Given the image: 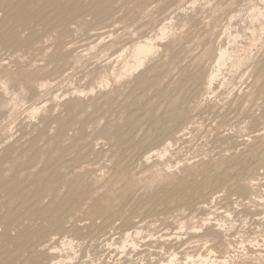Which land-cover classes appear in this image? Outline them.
<instances>
[{
  "label": "rangeland",
  "instance_id": "374dc122",
  "mask_svg": "<svg viewBox=\"0 0 264 264\" xmlns=\"http://www.w3.org/2000/svg\"><path fill=\"white\" fill-rule=\"evenodd\" d=\"M259 3L0 0L1 264H264Z\"/></svg>",
  "mask_w": 264,
  "mask_h": 264
},
{
  "label": "bare ground",
  "instance_id": "6f19581e",
  "mask_svg": "<svg viewBox=\"0 0 264 264\" xmlns=\"http://www.w3.org/2000/svg\"><path fill=\"white\" fill-rule=\"evenodd\" d=\"M41 1V0H40ZM49 1V0H48ZM211 1V0H210ZM259 1H261V4H262V6L261 7H256V6H254V8H253V10H252V16L254 17V18H257V20H260L259 21V23L261 22V29L262 28H264V0H259ZM37 2H39V1H37ZM192 3V2H191ZM212 3V2H211ZM233 4V3H232ZM254 4H257V3H254ZM260 4V3H259ZM260 4V5H261ZM258 5V4H257ZM227 6V5H226ZM251 7V6H250ZM241 8V7H240ZM248 8V7H247ZM246 9V8H245ZM250 9V8H249ZM138 10V9H137ZM227 11V10H226ZM236 11V10H235ZM235 13V12H234ZM215 14V13H214ZM232 14V13H231ZM235 15V14H234ZM229 16V15H228ZM173 19V18H172ZM243 19V18H242ZM179 20V19H178ZM206 20V19H205ZM254 20V19H253ZM241 21V20H240ZM249 21V20H248ZM255 21H256V19H255ZM173 22V21H172ZM117 23V22H116ZM184 23V22H183ZM208 23V22H207ZM234 25V24H233ZM166 26V25H165ZM168 27H169V25H167ZM171 26V25H170ZM253 26V25H252ZM259 26V25H258ZM109 27V26H108ZM182 27V26H181ZM184 27V26H183ZM255 27V26H254ZM163 29H162V31L161 32H159L158 34H160V35H157V36H163V37H165L164 35H167L168 34V32H170V31H167L166 30V28H164V27H162ZM172 28V27H171ZM192 28V27H191ZM206 28V27H205ZM208 28V27H207ZM232 28V27H231ZM256 28V27H255ZM258 28V31H259V29H260V26L259 27H257ZM168 29V28H167ZM232 29H234V28H232ZM247 29V28H246ZM254 29V28H253ZM174 30V29H173ZM255 30V29H254ZM201 31V30H200ZM257 31V32H258ZM101 32V31H100ZM172 32V31H171ZM256 32V31H255ZM110 33V32H109ZM182 33V32H181ZM232 33V32H231ZM257 34V33H256ZM103 35V34H102ZM109 35V34H108ZM171 35V34H170ZM174 35H175V33H174ZM95 36V35H94ZM199 36V35H198ZM262 36V35H261ZM162 37V38H163ZM168 37H169V35H168ZM175 37V36H174ZM196 37V36H195ZM254 37V36H253ZM150 38V37H149ZM255 38H257L256 36L254 37V39ZM166 39V38H165ZM257 39H259V38H257ZM257 39H255V40H257ZM148 40H150V39H148ZM148 40H146V42H143V43H139L138 42V44L133 48V49H131V53H132V51H133V55H132V57H133V60L132 61H126V62H124V63H121L123 60H125L126 58L124 57V58H122V61H120V63L121 64H124V67L123 68H121L123 65H121V67H120V69H118V70H120L121 71V69H122V71L125 73V74H131L132 72H133V70H135L136 68L138 69V67L140 68V67H142V63L144 62V61H146L147 60V58L148 57H150V56H152V54L153 53H156V52H153L154 51V48H155V45L151 42V40L150 41H148ZM172 40V39H171ZM161 41V40H160ZM235 41V40H234ZM252 41V40H251ZM155 42V41H154ZM231 42V41H230ZM236 42V41H235ZM239 42V41H238ZM255 42V41H254ZM31 43H32V41H31ZM232 43V42H231ZM216 44V43H215ZM234 44V47H236L235 46V43H233ZM253 44V43H252ZM157 45V44H156ZM232 45V44H231ZM96 46V45H95ZM177 46V45H176ZM230 46V45H229ZM175 47V46H174ZM158 48H159V46H158ZM231 48H233L232 46H231ZM230 48V49H231ZM124 49V48H123ZM202 49V48H201ZM229 49V47L227 48L226 46H224V48H221L220 47V49H219V52H218V54H217V56H216V59L218 60V64L216 65L217 66V69H215L214 71H212V72H208L209 74H207V76L205 77V81H206V85L208 84V86H210V84L212 83V81H213V79L218 75V72H219V69H220V67L222 66V65H224L226 62H227V60L228 59H232L231 61L237 66L238 64L240 65L242 62H243V58L242 59H240V56H238V57H236V55H234V53L232 52V50H230ZM236 49V48H235ZM156 51H157V49H155ZM233 50H234V48H233ZM170 51V50H169ZM237 51V50H236ZM238 52V51H237ZM165 53H166V51H165ZM236 53V52H235ZM247 53H249V52H247ZM167 54V53H166ZM257 54V53H256ZM238 55V54H237ZM122 56V55H121ZM121 56H120V58H121ZM123 56H125V55H123ZM131 56V55H130ZM129 56V57H130ZM164 56V55H163ZM260 56V55H259ZM244 57V56H243ZM72 58V57H71ZM246 58H247V56H246ZM127 59H129V58H127ZM151 60V59H150ZM167 60V59H166ZM147 62V61H146ZM232 62H231V64H232ZM253 62H254V59H253ZM155 63V62H154ZM230 64V65H231ZM243 64H246V63H243ZM141 65V66H140ZM203 65V64H202ZM228 65V64H227ZM247 65V64H246ZM168 66V65H167ZM245 66V65H244ZM243 66V67H244ZM252 66V65H251ZM232 67V66H231ZM240 68H241V65L239 66ZM247 67V66H246ZM201 68V67H200ZM214 68V67H213ZM224 68V67H223ZM125 71H124V70ZM236 69H237V67H236ZM114 70V69H113ZM117 71V70H116ZM115 71V72H116ZM136 71V70H135ZM145 71V70H144ZM183 71V70H182ZM221 71V70H220ZM245 71V70H244ZM235 72H236V70H235ZM122 73V72H121ZM120 72H117V73H115V74H118V77L121 75L122 77H123V74H121ZM143 73V72H142ZM184 73V72H183ZM221 73V72H220ZM120 74V75H119ZM201 74V73H200ZM233 74V73H232ZM220 75V74H219ZM114 76H116V75H114ZM236 76H238V75H236ZM104 77V76H103ZM103 77L101 78V79H103ZM118 77H116L117 79H118ZM122 77L120 78V79H122ZM124 77H126V76H124ZM131 77V76H130ZM219 77V76H218ZM99 78V79H100ZM112 78V77H111ZM116 78H114L115 79V81H116ZM228 78V77H227ZM248 78H250V76L248 77ZM99 79H97L99 82H97V83H103L102 82V80H99ZM119 79V80H120ZM201 79L203 80V78H202V76H201ZM118 80V81H119ZM228 80V79H227ZM237 80V79H236ZM47 81V80H46ZM101 81V82H100ZM106 81V80H105ZM221 81V80H220ZM231 81V80H230ZM179 82V81H178ZM204 82V81H203ZM107 83H108V81H107ZM95 84H96V82H95ZM104 85L106 84L105 82L103 83ZM222 84V83H221ZM220 84V85H221ZM96 85H98V84H96ZM104 85H102V86H104ZM141 85V84H140ZM43 86V85H42ZM101 85H99V87H100ZM107 86V85H106ZM105 86V87H106ZM199 86V85H198ZM204 86H205V84H204ZM81 87H83V86H81ZM77 88V87H76ZM101 88V87H100ZM205 88V87H204ZM207 88V87H206ZM209 88V87H208ZM207 88V89H208ZM257 88V87H256ZM71 89V88H70ZM69 89V90H70ZM79 89H80V87H79ZM87 89V88H86ZM93 89V88H92ZM102 89V88H101ZM191 89V88H190ZM85 90V89H84ZM89 90V89H88ZM206 90V89H205ZM193 91H194V89H193ZM89 92H91V91H89ZM198 92V91H197ZM68 93V92H67ZM78 93V92H77ZM88 93V92H87ZM240 94V93H239ZM237 96H238V94H236ZM78 96V95H77ZM114 97H116V95L114 96ZM73 98V97H72ZM200 98V97H199ZM18 99V98H17ZM16 99V100H17ZM85 99V98H84ZM169 100V99H168ZM260 100V99H259ZM9 101V100H8ZM7 101V102H8ZM16 102V101H15ZM10 103V102H9ZM17 103V102H16ZM16 103H14V104H16ZM8 104V103H7ZM86 104V103H85ZM180 104V103H179ZM184 105V104H183ZM186 106V105H185ZM84 107H86V106H84ZM34 108V107H33ZM79 108H81V107H79ZM37 109V108H36ZM35 109V110H36ZM38 109H39V107H38ZM34 110V109H33ZM34 110V111H35ZM43 110V109H42ZM84 110V109H83ZM186 112V111H185ZM35 113H36V111H35ZM38 113V112H37ZM81 113V112H80ZM39 114V113H38ZM37 114V115H38ZM85 115V114H84ZM76 116V115H75ZM89 116V115H88ZM74 117V116H73ZM81 117V116H80ZM191 117V116H190ZM181 118V117H180ZM187 118V117H186ZM172 119V118H171ZM68 121H71V120H69L68 119ZM192 125V124H191ZM72 128V127H71ZM184 130V129H183ZM59 131H60V129H59ZM46 134V133H45ZM58 134V133H57ZM81 134V133H80ZM177 134V133H176ZM115 135V134H114ZM58 136V135H57ZM150 138V137H149ZM54 139V138H53ZM54 141V140H53ZM106 141V140H105ZM89 142V141H88ZM87 142V143H88ZM97 142V141H96ZM145 142V141H144ZM56 143V142H55ZM63 143V142H62ZM98 144V143H97ZM55 148V147H54ZM55 150V149H54ZM159 150V149H158ZM164 151V148L163 149H161L160 151ZM152 151V150H151ZM166 152H168L167 150H165ZM89 152V151H88ZM158 152V151H157ZM161 153V152H160ZM159 153V157H161V154ZM243 153V152H242ZM260 153V152H259ZM152 154V153H151ZM76 156V155H75ZM150 156V155H149ZM148 156V157H149ZM163 156V155H162ZM245 156V155H244ZM251 156V155H250ZM48 157V156H47ZM147 157V158H148ZM262 157V156H261ZM8 159V158H7ZM241 159V158H240ZM263 160V159H262ZM57 161V160H56ZM257 161V160H256ZM247 168V167H246ZM257 169V168H256ZM256 169H253V167H251L250 168V170L248 169V171L250 172L249 174L250 175H247V173H246V175L248 176L247 178H248V180H254L255 179V177L253 176L254 174H255V170ZM45 170V169H44ZM66 170V169H65ZM74 171V170H73ZM15 172V171H14ZM236 172V171H235ZM159 173V172H158ZM71 174V173H70ZM86 176V175H85ZM33 178V177H32ZM48 178L49 177H47V180H48ZM50 179H51V177H50ZM76 179V178H75ZM50 181V180H49ZM185 181V180H184ZM212 181V179L209 177V178H207V180H206V182H205V185H208L210 182ZM264 182V181H263ZM212 183V182H211ZM253 183V182H252ZM49 184V183H48ZM180 185H182V186H184V185H186L185 183H181ZM212 185V184H211ZM210 185V186H211ZM55 186V185H54ZM89 186H90V184H89ZM43 187V186H42ZM59 187V186H58ZM263 187V186H262ZM189 189V188H188ZM187 189V190H188ZM192 189V188H191ZM42 190V189H41ZM40 190V191H41ZM189 191V190H188ZM33 192V191H32ZM55 192V191H54ZM197 192V191H196ZM251 192V191H250ZM259 192V191H258ZM190 194H192V193H190ZM256 194V193H255ZM168 196V195H167ZM178 196V195H177ZM33 197V196H32ZM192 197V196H191ZM251 197V196H250ZM232 198V197H231ZM264 198V197H263ZM52 199V198H51ZM50 199V200H51ZM252 199V198H251ZM259 199V198H258ZM22 200V199H21ZM184 200V199H183ZM253 200V199H252ZM251 200V201H252ZM244 201V200H243ZM247 201V200H246ZM17 202V201H16ZM257 202V201H256ZM234 203V202H233ZM242 203V202H241ZM252 203V202H251ZM17 204V203H16ZM247 204V203H246ZM56 205V204H55ZM54 205V206H55ZM204 205V204H203ZM208 205V204H207ZM254 205V204H253ZM17 206H18V204H17ZM49 206V205H48ZM264 207V206H263ZM209 208V207H208ZM14 210V209H13ZM41 210V209H40ZM228 212V211H227ZM233 213V212H232ZM106 214V213H105ZM19 215V214H18ZM45 216V215H44ZM39 218V217H38ZM62 218V217H61ZM125 219V218H124ZM206 220V219H205ZM204 220V221H205ZM51 221L53 222V225H56L57 227H59V225H60V222H58V221H56V220H54V217H53V215L51 216ZM155 221V220H154ZM207 221V220H206ZM209 221V220H208ZM44 222V221H43ZM142 222V221H141ZM149 222V221H148ZM211 222V221H210ZM143 223V222H142ZM153 223V222H152ZM218 224V223H217ZM152 225V224H151ZM138 226H140V225H138ZM149 227V226H148ZM139 228V227H138ZM109 229V228H108ZM137 229V228H136ZM140 229V228H139ZM114 230V229H113ZM120 230V229H119ZM46 231V227H44V226H41V227H39L38 229H36V230H28V231H26L25 232V234H24V236L26 237V239H28V240H31V239H33V238H36V237H39V236H42L43 235V233ZM112 231V230H111ZM128 231H130V230H128ZM144 231V230H143ZM113 232V231H112ZM146 232V231H145ZM147 232H149V231H147ZM151 232V231H150ZM155 232V231H154ZM140 233V230H136V231H134V233H128L127 232V234L125 235V238H123V239H126V241H131L132 243H134V240H133V237H134V234H135V236L137 235V234H139ZM72 234V233H71ZM93 234V233H92ZM180 234V233H179ZM181 235V234H180ZM53 236H55V235H53ZM105 236V235H104ZM138 236V235H137ZM177 236V235H176ZM124 237V236H123ZM146 237V236H145ZM163 237V236H162ZM167 237V236H166ZM7 238V237H6ZM65 238V237H64ZM113 238H114V236H113ZM153 238V237H152ZM156 238V237H155ZM47 239V238H46ZM61 239V238H60ZM49 240V239H48ZM68 240V239H67ZM75 240V239H74ZM108 240V239H107ZM69 241V240H68ZM25 242H27V241H25ZM29 242V241H28ZM65 242H67V241H65ZM53 243V242H52ZM62 243V242H61ZM68 243V242H67ZM66 243V244H67ZM106 243V242H105ZM127 243H129V242H127ZM131 243V244H132ZM44 244V243H43ZM72 244V243H71ZM115 244V243H114ZM139 244V243H138ZM56 245V244H55ZM59 245H61V244H59ZM106 245V244H105ZM113 245V244H112ZM66 246V245H65ZM44 247V246H43ZM42 247V248H43ZM63 247H64V245H63ZM163 247V246H162ZM161 247V248H162ZM58 248V247H57ZM69 248V247H68ZM115 248V247H114ZM139 248V247H138ZM55 249V248H54ZM73 249H75V248H73ZM111 249V248H110ZM140 249V248H139ZM152 249V248H151ZM122 251V250H121ZM151 252V251H150ZM149 252V253H150ZM131 253V252H130ZM129 253V254H130ZM126 254V253H125ZM75 255V254H74ZM128 255V254H127ZM143 255V254H142ZM198 256V255H197ZM61 257V256H60ZM147 257V256H146ZM153 257V256H152ZM156 257V256H155ZM158 257H159V255H158ZM129 258H130V256H129ZM142 258V257H141ZM73 259V258H72ZM77 259V258H76ZM138 259V258H137ZM201 259V263H203L204 261H207L208 260V257L207 258H200ZM141 260V259H140ZM173 260V259H172ZM171 260V261H172ZM134 261V260H133ZM161 261V260H160ZM187 261V260H186ZM55 262V261H54ZM129 262V261H128ZM212 262V261H211ZM196 262H194L193 263V261H192V264H195ZM201 263H199L198 262V264H201ZM208 263V262H207ZM0 264H1V262H0ZM197 264V263H196ZM205 264V263H204ZM224 264V263H223Z\"/></svg>",
  "mask_w": 264,
  "mask_h": 264
}]
</instances>
